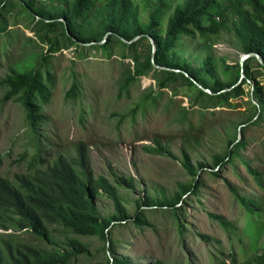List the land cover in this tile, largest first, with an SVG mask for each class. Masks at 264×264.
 I'll return each mask as SVG.
<instances>
[{"label":"trees","instance_id":"1","mask_svg":"<svg viewBox=\"0 0 264 264\" xmlns=\"http://www.w3.org/2000/svg\"><path fill=\"white\" fill-rule=\"evenodd\" d=\"M15 3L20 7L19 13L34 23L31 32L38 43L48 45L49 54L75 44L101 49L122 46L133 51L129 56L121 54L122 59H131V65L125 66L118 79L121 91L153 71L158 90L180 80L182 85L194 88L189 106L206 109L230 107V100L244 97V85L252 87L241 112L244 118L234 124L235 131L239 128L240 138L228 141L223 154H213L211 166L190 161L183 151L178 160L158 141L142 147L144 153L180 161L189 180L177 183L172 192L152 184L143 187L132 175L117 171L94 174L89 153L81 144L72 152L48 158H43L37 149L24 174H15L12 181L0 176V230H10L0 233V264H73L80 259H92L90 244L83 239L102 243L104 259L95 264H160L119 254V241L113 231L129 226L151 228L149 213L168 211L181 227L180 234L183 233V197L198 194L206 170L218 177L217 167L222 169L239 159L246 145L244 127L260 123L264 115V86L258 80L264 77V67L253 57L247 58L242 68L238 61L226 65L223 58L212 52V46L225 34L228 38L225 42L233 49L241 54H257L264 64V0H0V23L5 24L4 13ZM167 7L171 11L166 13ZM212 12L218 19L215 25L205 19ZM0 30L4 31L5 27ZM143 40L148 42L149 53L138 62L136 47ZM251 61L258 69L257 75ZM240 73L244 77L236 85ZM52 85L49 72L42 74L34 69L18 71L11 67L0 78V88H4L2 100L22 107L27 128L36 141L44 137L42 131L47 119L42 105L48 101ZM81 92L79 81L73 77L64 99L71 100ZM244 165L249 173L258 175L247 163ZM229 189L249 216L258 212L253 202L239 196L232 186ZM136 191L140 195L134 196ZM101 199L111 204L110 214L99 210ZM210 217L223 229H231L221 217L213 214ZM17 232L28 233L35 243L21 241ZM198 237L210 240L202 234ZM229 259L230 264H236L234 254ZM216 264L226 263L217 260ZM238 264H264V246L250 261Z\"/></svg>","mask_w":264,"mask_h":264},{"label":"rangeland","instance_id":"2","mask_svg":"<svg viewBox=\"0 0 264 264\" xmlns=\"http://www.w3.org/2000/svg\"><path fill=\"white\" fill-rule=\"evenodd\" d=\"M19 9L15 3L4 13L5 24L0 23V27H5L4 31L0 30V78L11 67L18 71L34 69L42 74L49 72L53 85L48 101L42 105L47 122L42 131L44 137L39 141L28 130L22 107L12 101L4 102V88H0L1 177L12 181L15 174H24L37 149L43 158H48L72 152L81 144L89 153L94 174L117 171L132 175L143 187L152 184L172 192L177 183L189 180L180 161L144 153L143 146H152L158 141L178 160L183 151L190 161L211 166L213 154H223L228 141L240 138L234 124L244 118L241 112L246 107L244 103L249 99L251 86L244 85V97L230 100V107L206 109L189 106L194 88L182 85L180 80L158 90L153 71L121 91L118 79L125 66L131 65L130 57L122 59L121 54L129 56L133 51L122 46L101 49L75 44L49 54L48 45L38 43L31 32L34 23L19 13ZM170 11L167 7L166 13ZM205 19L210 25L218 23L215 12L207 14ZM226 40L225 34L220 35L212 52L223 58L226 65H235L242 54ZM197 41L201 39L197 37ZM136 52L141 62L149 53L148 42L141 41ZM250 64L257 75L254 61ZM73 77L79 81L82 92L65 100L64 93ZM258 80L264 86V77ZM244 128L246 145L239 159L222 169L217 167L218 177L210 175V169L206 170L201 176L198 194L183 197V233L180 234L181 227L170 212L153 211L148 215L153 227L129 226L113 231L119 241L117 252L133 260L160 264H216L217 260L230 264L231 253L236 264L250 261L264 246V115L260 123ZM243 162L258 175L249 173ZM229 186L254 203L257 215H248ZM139 192L134 196L140 195ZM98 206L102 214L112 212L107 199L99 200ZM210 214L221 217L231 229H223ZM0 233H10V230H0ZM16 234L21 241L35 243L26 232ZM198 234L210 240L203 241ZM83 241L90 244L93 258L73 264L103 261L102 243L96 239Z\"/></svg>","mask_w":264,"mask_h":264},{"label":"water","instance_id":"3","mask_svg":"<svg viewBox=\"0 0 264 264\" xmlns=\"http://www.w3.org/2000/svg\"><path fill=\"white\" fill-rule=\"evenodd\" d=\"M102 42H103V41H102ZM100 43H101V42H100ZM128 43H129V42H128ZM151 44H152V51H151V61H152V58H153V55H154V45H153V42H152V41H151ZM86 45H88V44H86ZM250 57L255 58V59L257 60V62H259L260 65L264 67V64H263V62L261 61V58L259 57V55L254 54V53L242 54V55L239 57V60H238L239 67L242 68L243 62H244L247 58H250ZM152 62H153V61H152ZM153 66H154L155 68L157 67V66H155V65H153ZM240 72H242V70H240ZM243 77H244L243 74L240 73V76H239V79H238L236 85L239 84V83L241 82V80L243 79ZM203 90H204L205 92H208V93H209V91H208L207 89H203ZM238 131H239V128H238Z\"/></svg>","mask_w":264,"mask_h":264},{"label":"built area","instance_id":"4","mask_svg":"<svg viewBox=\"0 0 264 264\" xmlns=\"http://www.w3.org/2000/svg\"><path fill=\"white\" fill-rule=\"evenodd\" d=\"M250 86V85H249Z\"/></svg>","mask_w":264,"mask_h":264}]
</instances>
